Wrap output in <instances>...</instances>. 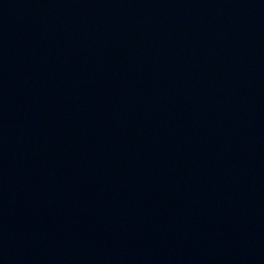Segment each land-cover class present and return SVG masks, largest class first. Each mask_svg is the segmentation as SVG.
I'll return each mask as SVG.
<instances>
[{"label":"water","instance_id":"95a60500","mask_svg":"<svg viewBox=\"0 0 264 264\" xmlns=\"http://www.w3.org/2000/svg\"><path fill=\"white\" fill-rule=\"evenodd\" d=\"M0 264H264V0H0Z\"/></svg>","mask_w":264,"mask_h":264}]
</instances>
